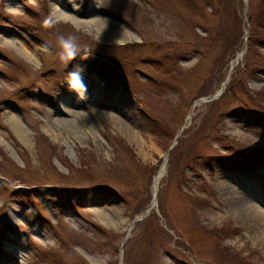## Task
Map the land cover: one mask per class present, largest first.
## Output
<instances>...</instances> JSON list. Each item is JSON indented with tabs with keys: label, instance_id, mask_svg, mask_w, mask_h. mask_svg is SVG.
<instances>
[{
	"label": "rangeland",
	"instance_id": "1",
	"mask_svg": "<svg viewBox=\"0 0 264 264\" xmlns=\"http://www.w3.org/2000/svg\"><path fill=\"white\" fill-rule=\"evenodd\" d=\"M262 233L264 0H0V264H264Z\"/></svg>",
	"mask_w": 264,
	"mask_h": 264
},
{
	"label": "clouds",
	"instance_id": "2",
	"mask_svg": "<svg viewBox=\"0 0 264 264\" xmlns=\"http://www.w3.org/2000/svg\"><path fill=\"white\" fill-rule=\"evenodd\" d=\"M58 43L61 48L60 59L62 61H68L76 57L79 49L75 37H65L61 35L58 37ZM68 84L70 90H76L78 98H85L87 87L83 83V79L80 75V70L69 73Z\"/></svg>",
	"mask_w": 264,
	"mask_h": 264
},
{
	"label": "bare ground",
	"instance_id": "3",
	"mask_svg": "<svg viewBox=\"0 0 264 264\" xmlns=\"http://www.w3.org/2000/svg\"><path fill=\"white\" fill-rule=\"evenodd\" d=\"M60 16L61 17H67V16H64V15H62V14H60ZM68 18H70V17H68ZM71 19V18H70ZM98 29H101V27L100 28H98ZM126 36H124V38H127L128 39V37H129V35H127V34H125ZM120 40H123V39H120ZM22 47L24 48V50L26 51V52H28L27 54H31V47L30 46H28L26 43H22ZM10 124H11V126H12V129L15 131V133L20 137V138H23V137H25L26 135H27V130H26V128L16 119V115L15 114H11L10 115ZM54 120V122H60L61 123V121H59V120H57V119H53ZM59 123H57V125H58ZM161 173H162V170L158 173V176L156 177V179H155V183H156V187H157V183H158V181L160 180V177H161ZM248 208H250V207H248ZM236 210H239L240 212H244V213H246V212H253V209L252 208H250V209H246V208H240V209H236ZM261 239H263L264 240V234L262 233V234H259L258 235Z\"/></svg>",
	"mask_w": 264,
	"mask_h": 264
},
{
	"label": "water",
	"instance_id": "4",
	"mask_svg": "<svg viewBox=\"0 0 264 264\" xmlns=\"http://www.w3.org/2000/svg\"><path fill=\"white\" fill-rule=\"evenodd\" d=\"M224 87V86H223ZM223 87H222V89H223ZM221 92V91H220ZM218 92H216L215 94H213L212 96H210V97H208V98H204V99H202V100H213V99H215V98H217V96H218Z\"/></svg>",
	"mask_w": 264,
	"mask_h": 264
},
{
	"label": "trees",
	"instance_id": "5",
	"mask_svg": "<svg viewBox=\"0 0 264 264\" xmlns=\"http://www.w3.org/2000/svg\"><path fill=\"white\" fill-rule=\"evenodd\" d=\"M181 150V149H180ZM180 150H178V152L180 151ZM256 167V166H255Z\"/></svg>",
	"mask_w": 264,
	"mask_h": 264
}]
</instances>
